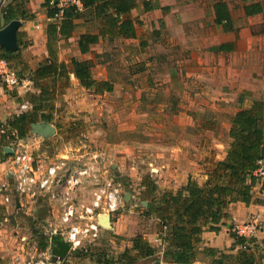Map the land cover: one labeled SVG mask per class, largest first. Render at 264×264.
Returning <instances> with one entry per match:
<instances>
[{"label": "rangeland", "instance_id": "rangeland-1", "mask_svg": "<svg viewBox=\"0 0 264 264\" xmlns=\"http://www.w3.org/2000/svg\"><path fill=\"white\" fill-rule=\"evenodd\" d=\"M164 12L171 15L168 21L161 15L146 19L142 32L148 39L135 45L133 56L125 54L124 44L117 41L93 60L98 71L103 68L99 63L106 65L115 85L112 91L97 95L86 91L95 105L84 111L59 105L53 118L45 120L54 130L43 134L30 127L26 137L27 146L41 158L66 160L69 166L90 162L101 168L102 179L118 180L124 196L119 212L131 214L134 224L143 228L160 226L158 212L165 206V194L182 175L205 173L224 157L233 111L240 107L218 104L221 101L206 92V80L198 82L200 75L187 72L204 59L200 51L208 49L202 39L196 40L202 26L180 25L172 9ZM180 34H185L184 41L179 42ZM91 185L86 186V195ZM126 192L131 193L129 200ZM53 209L43 206L25 220L26 227L11 230L17 237L12 241L10 237L1 250L6 260L14 254L39 257L47 250L44 241L50 240L58 221Z\"/></svg>", "mask_w": 264, "mask_h": 264}, {"label": "crops", "instance_id": "crops-1", "mask_svg": "<svg viewBox=\"0 0 264 264\" xmlns=\"http://www.w3.org/2000/svg\"><path fill=\"white\" fill-rule=\"evenodd\" d=\"M217 1L219 0H207L205 2L202 0H183V3H177V0H152L156 6L146 10L143 0H139L128 14L134 20H140L136 25V36L100 35L99 40L91 43L89 50L83 52L79 45L81 35L87 32H100L99 19L94 18L88 10H85V16L76 20L77 25L72 33L59 36L56 44L58 59L68 64L71 63L72 58L91 60L93 77L97 80H110L106 65L99 63L103 68L98 71L93 60L98 55L105 53L108 48L112 49V45L117 41L124 44L125 54L128 53L133 56L135 45L140 47L146 43L145 39H148L146 32H142V27L148 24L147 20L150 17L161 15L168 21L171 15H165L164 11L168 9L171 11L172 9V13H175L176 23L184 26L188 23L202 26V32L197 33L199 36L196 35L202 38L195 37L198 41L202 39L208 47L205 51H200L201 56L204 57V59H199L200 64L191 67L187 72L197 77L200 75L196 79L198 82H203L202 79L206 80L207 83L203 82L206 86V92L211 97L218 98L221 101L218 104L239 105L240 107L234 108L233 112L235 113L241 107L252 105L255 100H264V0H224L228 4L232 18L231 27L228 29L215 21L214 5ZM254 4L259 5L260 11L248 13L246 6L251 7ZM8 6L11 7L13 13L11 20L19 19L21 21L18 28L19 47L16 49V52H19V60L14 64L24 74V81L16 87L8 88L0 77V183L11 180L8 161L11 153L6 152V146H15L20 142L28 144L26 138L28 133L23 137L11 138L15 132L6 126L7 120L22 112L21 104L27 100L26 97L30 92L40 94L41 90L35 86L31 74L44 59L49 57L47 30L50 17L46 0H0V28L11 21H8L5 15ZM188 9L191 10L188 11ZM191 37L194 39L193 36ZM180 38L179 42L184 41L185 34H180ZM221 45L223 47L219 48L218 46ZM5 49L0 48V53ZM117 50L119 49L115 51ZM110 81L114 87V82ZM86 91H89L91 95L103 92H97L94 87L87 88L82 85L72 66H70L69 84L56 91L54 99L56 109L53 114L62 104L71 111L78 110V112L84 111L88 107H94L95 103L92 102L94 99H91ZM88 101L89 103H87ZM29 109H32V105ZM41 121L45 120L39 119L37 122ZM30 126L32 127V123ZM189 171L193 170L190 169ZM190 175L199 182H203L206 178L205 173H198V171H193V174L182 175L177 183L170 184L172 188L174 187L173 191L183 187ZM9 193L10 201H5L4 196L0 194V255L3 257L0 259V264H8L9 262L5 258L6 254L1 250L10 242V237L11 241L13 236L14 238L17 237L12 235L11 230L26 227L28 224L24 225L25 220L29 219L31 214H38L43 206L51 205L43 199L31 202L28 198L18 196L13 190H10ZM228 210L231 216L222 221L219 230L208 228L202 232V240L199 243L200 250L206 246L225 250L231 254L226 260V264H240V259L236 255L239 254L242 247L235 244L236 239L231 234V230H236L244 223L256 219L259 228L254 234L256 240L251 244L249 252L254 253L257 264H264V178L257 179L254 184L250 202H234L229 205ZM55 212L58 215L56 210ZM131 216V214L117 212L111 218V227L103 226L99 237L93 243L86 244L82 249L84 251H88L89 248L103 250L118 260V262L114 261V264H129L126 259L120 258V255L127 248L131 249L134 254L136 251L132 249L133 238L143 236L152 242L158 251L156 255L137 258L131 264H210L212 259L206 256L203 251H200L198 257L191 263H172L166 260L163 257L164 243L160 238L161 224L152 228H143L140 227L139 223L134 224ZM44 243L47 244L46 247L54 246L52 240H46ZM63 261L65 264H99L94 257L78 255L75 250L69 251Z\"/></svg>", "mask_w": 264, "mask_h": 264}, {"label": "trees", "instance_id": "trees-1", "mask_svg": "<svg viewBox=\"0 0 264 264\" xmlns=\"http://www.w3.org/2000/svg\"><path fill=\"white\" fill-rule=\"evenodd\" d=\"M139 0H80V4L69 3L64 6L63 14L56 17L58 2L48 6L50 21L48 22V51L49 57L33 70L31 78L40 94L30 92L27 100L32 109L20 112L9 118L7 125L14 130L11 138L23 137L27 134L30 124L39 119L51 120L56 109V91L63 89L70 81V66L82 85L87 88L94 87L97 92L112 91L113 83L110 80H97L93 77L91 60L72 58L71 63L58 59L57 40L60 35H70L77 25L76 20L85 16V10L100 21V32H87L81 35L79 45L83 52L89 50L90 44L97 42L100 35L134 37L137 35V23L128 14ZM146 10L153 9L156 4L152 0H143ZM215 21L224 26L231 27L232 18L226 1L219 0L214 5ZM257 4L246 6L248 13L260 11ZM5 15L8 21L13 18L11 7H6ZM222 48L223 45L218 46ZM5 49L4 47H0ZM0 57L6 58L11 66L16 68L14 62L19 60V52L16 50H3ZM12 133V132H11ZM231 138L228 149L223 158L215 160L205 172L206 178L199 182L192 176L187 183L177 191L165 194V206L159 210L158 217L161 224L160 238L164 243L163 257L172 263H191L200 251L210 257V264H226L231 256L225 250H218L206 246L200 250L199 243L202 240V232L205 229L219 230L222 221L229 218L230 204L237 201L250 202L252 188L260 177L255 174L259 161L264 157L261 150L264 145V100H255L247 107H241L231 119L229 130ZM236 243L241 245V251L236 255L240 264H257L254 253L249 252L251 244L255 242L254 235L246 236L231 230ZM234 244V245H235ZM44 243V248L46 247ZM132 249L127 248L120 258L133 263L137 258L156 255L158 248L143 236L133 238ZM78 255H90L99 264H114L118 260L109 256L103 250L82 248L75 250ZM64 263V261H63ZM62 263V264H63Z\"/></svg>", "mask_w": 264, "mask_h": 264}, {"label": "built area", "instance_id": "built-area-1", "mask_svg": "<svg viewBox=\"0 0 264 264\" xmlns=\"http://www.w3.org/2000/svg\"><path fill=\"white\" fill-rule=\"evenodd\" d=\"M58 2L56 17L63 14L64 6L69 3L80 4V0H50V4ZM0 77L8 88L22 84L23 77L11 63L0 57ZM31 107L26 100L21 110ZM1 130V126H0ZM9 156L11 180L0 183V194L5 201H10V190L18 196L28 198L31 202L47 200L58 212V221L52 227L53 234H60L69 242L70 251L84 248L93 243L100 235L103 227L100 218L109 215L113 218L124 203L121 183L114 177L102 179V170L90 162L79 166H69L67 161L47 160L39 157L26 143H18ZM255 174L264 178V161H259ZM92 183L89 195L86 186ZM256 219L244 223L236 229L239 234L252 236L258 230ZM3 258L0 255V259ZM52 252V246L42 250L39 257H22L14 254L8 264H62Z\"/></svg>", "mask_w": 264, "mask_h": 264}, {"label": "water", "instance_id": "water-1", "mask_svg": "<svg viewBox=\"0 0 264 264\" xmlns=\"http://www.w3.org/2000/svg\"><path fill=\"white\" fill-rule=\"evenodd\" d=\"M20 25L21 21L19 19H13L6 26L0 28V46H3L9 50L18 49V28ZM32 128L34 130H38L40 133L42 132L43 134H48L50 131L54 130L53 124L46 121L34 122L32 123ZM5 150L8 153H12L13 148L11 146H6ZM261 153L264 157V145L262 146ZM130 197L131 193L126 192V199L129 200ZM110 221L111 218L109 215H105L100 218L102 226L105 227H111ZM51 239L54 243V246L52 247L53 254L63 261L70 251L69 242L66 241L60 234H53Z\"/></svg>", "mask_w": 264, "mask_h": 264}]
</instances>
